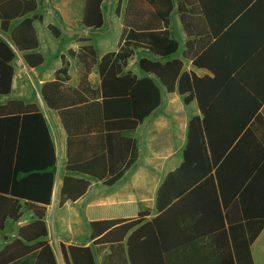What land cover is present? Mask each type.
<instances>
[{
  "label": "trees",
  "instance_id": "trees-1",
  "mask_svg": "<svg viewBox=\"0 0 264 264\" xmlns=\"http://www.w3.org/2000/svg\"><path fill=\"white\" fill-rule=\"evenodd\" d=\"M186 2L190 0H128L119 50L99 59L90 39L81 37L83 45L79 50L68 52L83 65L80 86H67L65 63V67L56 71L55 79L42 87L43 99L49 108L59 112L69 136L66 171L97 179L107 186L117 183L138 160L136 141L124 134L135 131L162 104L163 90L177 92L185 104L196 99L202 113V118L195 117L189 122L182 164L167 174L157 191L159 215L148 222H145L148 212L136 218L91 222V240L96 250L92 246L63 245L66 264H97L96 254L105 250L109 253L103 264H175L169 258L175 251L172 243L176 238V215L179 219L182 216L178 208L196 194H214L225 208L232 205L241 209L247 235L241 248L235 242L237 264H254L251 244L264 228V117L256 108L246 118L230 120L229 134L225 137L222 133L214 135L208 78L183 71V61L174 58L180 44L169 31L170 15L175 5H179L185 22ZM121 3L119 0L118 15ZM105 9L104 0H86L81 27L102 31L107 24ZM36 10V0H0L4 32L12 21L24 18L12 31L11 39L20 51L29 52L24 58L31 68L44 63V57L35 52L39 41L34 21H41L42 17H26ZM49 30L56 38L63 34L55 25H49ZM139 49L159 57L139 59L140 70L152 77L138 79L131 72L125 73L129 60ZM15 59L11 45L0 36V96L12 92ZM95 65L101 78L97 91L88 82ZM193 65L201 63L195 60ZM91 132L95 134L89 137ZM81 148L91 149L92 155L80 157ZM30 154L33 157H28ZM56 162L51 133L38 106L23 101L0 106V235L7 220L16 223L21 219V201L35 217L0 251V264H14L33 254H37L35 264H58L48 241L46 223ZM21 174L23 177L19 178ZM90 185L83 178L65 176L59 206L77 202Z\"/></svg>",
  "mask_w": 264,
  "mask_h": 264
},
{
  "label": "crops",
  "instance_id": "crops-1",
  "mask_svg": "<svg viewBox=\"0 0 264 264\" xmlns=\"http://www.w3.org/2000/svg\"><path fill=\"white\" fill-rule=\"evenodd\" d=\"M85 1L50 0V5L58 9L64 21L70 24L82 21ZM36 3L37 10L26 17L32 18L35 15L42 17L41 21H34L39 41L35 52L44 57L41 66L29 67L24 58L29 52L20 51L11 39L12 31L24 18L12 21L7 32L2 30L0 21V36L11 45L19 58V63H13L15 76L12 92L0 96V106L12 101L35 104L46 119L57 158L52 169L55 174L52 200L47 207L48 241L58 264H66L61 250L63 245L92 246L95 249L91 240V222L136 218L142 212H148L149 215L145 217V222H148L159 215L156 207L157 191L167 174L182 164L189 122L195 117L202 118V113L196 99L185 104L183 97L177 92L167 93L163 90L162 104L145 118L135 131L124 134L136 141L139 158L117 183L107 186L97 179L68 173L66 166L69 136L59 112L49 108L43 99L42 87L53 81L56 71L66 64L69 75L67 86L71 88L80 86L83 65L78 58L73 59L68 52L79 50L83 45L81 37L90 39V44L94 45L99 59L108 52L119 50L128 0H122L119 15L117 14L119 0L109 1L110 20L109 22L106 20V23L119 24L114 49L103 47L104 43H97L93 37L87 36L97 33L87 32L78 36L75 41L70 38L74 42H71L65 53L56 55L51 64L48 63L50 55L43 43L46 40L57 42L60 37L56 38L49 30V25H54L53 16L49 12L47 14L41 12V0H36ZM105 3L106 0L104 5ZM183 7L185 22L181 19L179 5H175L170 15L169 31L180 44L174 58L183 61V71L193 72L201 79L208 78L210 116L215 120L212 132L215 136L222 133L221 136L225 137L229 134L227 126L230 120L246 118L256 108H259V114L264 117V0H190V3H184ZM39 27H43L42 41L39 39ZM46 32L49 33V38H45ZM98 48L103 49L100 55ZM138 53L144 55L140 58L159 59L139 49L132 57L133 59L137 56L138 62L140 59ZM132 59L129 60L125 73L131 72L138 79L152 77L142 72L139 64L135 66L134 60L130 62ZM195 60H199L201 65L194 66ZM88 82L92 90H98L101 78L97 65L90 70ZM167 95H173V100L166 97ZM95 97L97 98V95ZM94 134L91 132L89 137ZM32 149L30 148V151ZM78 155L89 157L92 150L81 148ZM21 157H24V148ZM28 157L33 155L30 154ZM67 175L83 178L91 185L77 202H66L60 207V190ZM22 177L21 174L19 178ZM123 181L127 183L113 194L111 201L105 199L110 198L112 188ZM254 194L258 197V190ZM201 199L209 201H198ZM21 204L23 213L21 219L16 223L7 220L6 228L0 235V251L18 237L22 226L35 219L34 214L26 208L25 202L21 201ZM56 212L59 215L57 214L55 218ZM180 212L181 219L176 215V238L172 243L175 251L169 260L175 264H237L235 242L241 248L247 235L240 208H233L232 205L225 208L223 201L220 198L218 200L214 194L208 196L196 194L183 202L178 208V214ZM254 229L257 230V221L254 223ZM108 253L109 250L97 253V264H103V258ZM251 254L254 264H264V228L251 244ZM36 257L37 254H33L14 264H35Z\"/></svg>",
  "mask_w": 264,
  "mask_h": 264
},
{
  "label": "rangeland",
  "instance_id": "rangeland-1",
  "mask_svg": "<svg viewBox=\"0 0 264 264\" xmlns=\"http://www.w3.org/2000/svg\"><path fill=\"white\" fill-rule=\"evenodd\" d=\"M109 1L110 0H106V3H105V13L107 14V11H108V8H110V5H109ZM51 2L50 0H41V12L43 14H47L48 12L53 16V20H52V23L59 27L62 32H63V29H70V28H73V29H78L81 27V22H74V23H70V24H67L65 21H64V18L61 14V12L54 8L53 6L50 5ZM51 15H49V17H52ZM43 27H39V31H38V34L40 35L39 36V39L40 41H42L44 39V36H43ZM119 33V24H116V23H108L106 24V26L104 27V29L101 31V33H97V34H87V36H91L94 38L95 42L97 43H104V46L103 47H109L108 49H114L116 47V37ZM45 38H49V33L46 32L45 33ZM76 40V38H78V36H74V37H69L67 36L66 34H62V36L60 37V39H57V42H53V41H50V40H46L44 43H43V46L45 47V49L47 50L48 54L50 55V61L48 62L49 64H51L52 62H54V58L56 57V55H60L61 53H65V51L67 50L68 47H70L71 45V42H74V41H71L70 40ZM74 45V44H73ZM103 49L102 48H98V53L99 55L102 54L103 52ZM144 56L143 53H138V58ZM137 56H135L130 62H132L134 60V65L137 66L138 64V61L136 60ZM19 58L18 56L16 55V59L14 61V63H19L18 62ZM23 90V89H22ZM166 97H170V99H172L173 95H167ZM173 100V99H172ZM127 183V181H123L121 183H119L117 185V187H113L112 190H111V194L109 195L110 198H105V199H109V201H111L112 199V196L113 194L119 190V188H122L125 184ZM147 185V184H145ZM116 188V189H115ZM93 190H95V188H93ZM115 190V191H113ZM57 212L55 213V218L57 217ZM59 215V214H58ZM82 217V216H81ZM83 217H84V214H83Z\"/></svg>",
  "mask_w": 264,
  "mask_h": 264
},
{
  "label": "water",
  "instance_id": "water-1",
  "mask_svg": "<svg viewBox=\"0 0 264 264\" xmlns=\"http://www.w3.org/2000/svg\"><path fill=\"white\" fill-rule=\"evenodd\" d=\"M106 20L109 22L110 20V8H108L107 14H106ZM98 33L99 31H91L90 29H87L85 27H82V29L78 30H66L63 29V33L66 34L69 37H74V36H82L85 33Z\"/></svg>",
  "mask_w": 264,
  "mask_h": 264
}]
</instances>
